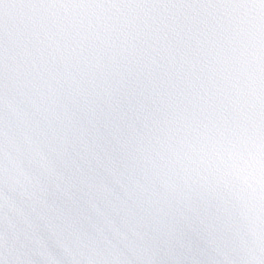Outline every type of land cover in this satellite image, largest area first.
Listing matches in <instances>:
<instances>
[{"label": "snow or ice", "instance_id": "1", "mask_svg": "<svg viewBox=\"0 0 264 264\" xmlns=\"http://www.w3.org/2000/svg\"><path fill=\"white\" fill-rule=\"evenodd\" d=\"M0 264H264V0H0Z\"/></svg>", "mask_w": 264, "mask_h": 264}]
</instances>
